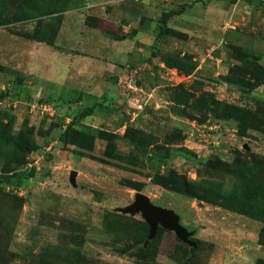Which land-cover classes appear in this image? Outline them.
Instances as JSON below:
<instances>
[{
    "label": "rangeland",
    "instance_id": "1",
    "mask_svg": "<svg viewBox=\"0 0 264 264\" xmlns=\"http://www.w3.org/2000/svg\"><path fill=\"white\" fill-rule=\"evenodd\" d=\"M116 1L73 44L85 50L88 29L128 39L108 58L116 84L82 96L103 75L88 53L38 96L26 72L68 75L29 51L50 47L71 0H0V264H264V0ZM137 194L174 211L191 244L160 224L145 245L141 213L119 211Z\"/></svg>",
    "mask_w": 264,
    "mask_h": 264
},
{
    "label": "crops",
    "instance_id": "2",
    "mask_svg": "<svg viewBox=\"0 0 264 264\" xmlns=\"http://www.w3.org/2000/svg\"><path fill=\"white\" fill-rule=\"evenodd\" d=\"M115 2H117V1L116 0H71V3H72L71 6H73V7H70L69 9H67L64 12L63 21H62V29H61L60 33L57 35L54 45L50 46V47L47 46L48 48L45 47V45H43L42 43H39V45L36 44V46L32 45V47L29 51L30 53H35V52H38L39 50H42V49L44 51L45 50L48 51L47 49H49V53H50V55H52L51 57H53L52 59L55 62H57L58 59L60 61H62V64L60 62L58 64L63 65L65 67V70H64L65 74L67 73V75H68L67 78L66 77L65 78L57 77L56 72L60 71L58 66H55V67H57V69H55L54 71H52L48 74V76H47L48 78L46 77L47 79L45 78V75L47 74L46 70H43V71L42 70H38V71L37 70L36 71L31 70L30 72H26L27 73L26 75H28V76L30 75L32 77V79H34V83L30 87L31 88L33 87L35 89L37 88V95L38 96L45 95L44 94V90H45L44 88H45V84H47V83H50L51 85L58 87L59 82L60 83H62L63 81L67 82L69 77H70L69 74L73 73V71H74V69H72V66H71V63H72L71 58L74 56L87 55L88 53L90 54V55H88L89 58H92V56H93V58H97V57L100 58L101 57L99 60H97V65L95 68V75L98 74L99 72L100 73L103 72L102 73L103 75H102V77H97L96 80L93 81L94 82L93 84L85 86L86 90H88V91H85L82 94V96H84V95L88 96V94H90V93H93V95H96V96H98V93L102 94L101 89H104V88L106 89L107 88V86H105V85H107L106 83L112 82L111 80H113V82H115V84H116V82H117L116 81L117 76H115V74L117 75L116 70H115L116 65L112 64L108 58H111V57L118 58V57L127 55L128 52H127V50L126 51L123 50L122 45L128 39H126V40H119V39L118 40H115V39L105 40V39H103L100 32L97 31L96 29H88V30L83 31V33L85 35L82 34V36H81V40L83 41V43H81V44H84L85 42L90 44L92 42V45L89 46L88 44H86L84 47L85 50L91 49V51L86 52L85 50H83V51L76 52L77 50H75L73 48V46H74L73 44L76 43L78 45L76 40L78 39V36L81 35V30L80 31L77 30V28L75 26L78 23L80 26L84 25V19H85L86 15H94L91 13H98V14L100 13L99 16L102 17V11H101L102 7L105 5H111V3H115ZM92 6H94V8ZM92 11H95V12H92ZM101 17H99V18H101ZM76 21H78V22H76ZM122 31L126 34L125 30H122ZM141 34L142 33L139 32L136 39H140ZM65 39H67L66 40V43H67L66 50H65V52L60 53V51L57 48H59V46H60V41H65ZM64 79H66V80H64ZM97 81H99V82H97ZM100 83H102V84H100ZM81 86L82 85H80V88H82ZM100 87H102V88H100ZM70 88H73V87H70ZM90 90H91V92H89ZM92 90H94V91H92ZM79 91H80V89H79ZM81 103L82 102H79V104H81ZM88 105H91V106H87V107H94V110H95L96 102H94L93 105L91 103ZM77 108H78L77 110L80 109L81 111H83L85 109L82 106H80V107L77 106ZM80 112H78V114ZM93 113H94V111H93Z\"/></svg>",
    "mask_w": 264,
    "mask_h": 264
},
{
    "label": "water",
    "instance_id": "3",
    "mask_svg": "<svg viewBox=\"0 0 264 264\" xmlns=\"http://www.w3.org/2000/svg\"><path fill=\"white\" fill-rule=\"evenodd\" d=\"M182 180L184 183V190L187 192L188 185L185 176L182 177ZM119 211L131 215L141 213L150 227L149 237L145 245L149 240L155 237L158 225L160 224L164 228L173 231L183 242L190 243L188 240L190 233L181 225L179 216L172 210L153 205L149 198L143 194H137L133 204L126 208L119 209Z\"/></svg>",
    "mask_w": 264,
    "mask_h": 264
},
{
    "label": "trees",
    "instance_id": "4",
    "mask_svg": "<svg viewBox=\"0 0 264 264\" xmlns=\"http://www.w3.org/2000/svg\"><path fill=\"white\" fill-rule=\"evenodd\" d=\"M58 1V0H56ZM67 9L64 8L61 12H54L53 14H56V15H59V14H62L63 12H65ZM185 11V5H182L179 9H176V10H172V11H169V12H164L162 14V19H161V22L162 24H167L168 20L175 16V15H180L182 13H184ZM57 34V33H56ZM55 39H56V35L54 37V39L52 41H45L47 44H49L50 46H53L54 43H55ZM263 85H264V82H263ZM93 111H94V107H87L85 108L83 111H81L71 122V124L69 125V127L65 130L64 132V137L66 138L70 131L72 130V127L71 125H73L75 123V121H80L82 119H85L86 117L88 116H91L93 114ZM242 111V110H240ZM32 177V176H30ZM8 184H10V179L7 178V177H3V176H0V185L1 186H4V187H7ZM152 184H159L156 180H152ZM168 184V183H167ZM173 183H169V185H172ZM7 185V186H6ZM174 185V184H173ZM1 189V188H0ZM10 194L12 192H9ZM190 196V195H189ZM261 238L264 240V233L261 234Z\"/></svg>",
    "mask_w": 264,
    "mask_h": 264
},
{
    "label": "built area",
    "instance_id": "5",
    "mask_svg": "<svg viewBox=\"0 0 264 264\" xmlns=\"http://www.w3.org/2000/svg\"><path fill=\"white\" fill-rule=\"evenodd\" d=\"M43 110H44V111H46V110H49V111H51L52 109H51V108H49L48 106H44Z\"/></svg>",
    "mask_w": 264,
    "mask_h": 264
}]
</instances>
